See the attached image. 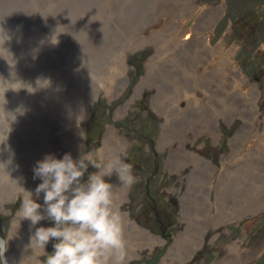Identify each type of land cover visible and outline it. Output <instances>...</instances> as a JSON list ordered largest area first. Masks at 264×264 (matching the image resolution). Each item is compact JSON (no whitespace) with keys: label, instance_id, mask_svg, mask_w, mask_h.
<instances>
[{"label":"rangeland","instance_id":"rangeland-1","mask_svg":"<svg viewBox=\"0 0 264 264\" xmlns=\"http://www.w3.org/2000/svg\"><path fill=\"white\" fill-rule=\"evenodd\" d=\"M176 1L0 0V236L9 264H35L36 251L43 264L31 238L54 222L33 169L66 153L89 163L82 183L95 164L131 165L120 211L137 225L124 227L128 252H137L126 264L264 262V97L245 63L256 48L247 21L262 1L196 0L218 13H192L185 27L168 14ZM214 120L216 137L207 131ZM248 121L254 135L241 133ZM237 135L249 152L233 163L225 156ZM23 189L42 206L36 225L18 221Z\"/></svg>","mask_w":264,"mask_h":264},{"label":"clouds","instance_id":"clouds-1","mask_svg":"<svg viewBox=\"0 0 264 264\" xmlns=\"http://www.w3.org/2000/svg\"><path fill=\"white\" fill-rule=\"evenodd\" d=\"M88 164L84 156L77 161L70 153L62 159L49 154L36 162L34 179L40 178L42 183L35 191L37 195L44 194L46 215L54 222L53 227L37 228L31 238L30 247L46 254L43 264H125L123 215L115 200L114 187L104 177L115 171L122 186H131L135 182L131 165L119 159L103 166L95 164L99 172L82 183ZM41 207L32 193L23 189L18 221L26 219L36 225L45 218ZM50 240L56 242L53 252L47 254L44 249ZM0 244L6 245V241Z\"/></svg>","mask_w":264,"mask_h":264},{"label":"bare ground","instance_id":"bare-ground-1","mask_svg":"<svg viewBox=\"0 0 264 264\" xmlns=\"http://www.w3.org/2000/svg\"><path fill=\"white\" fill-rule=\"evenodd\" d=\"M45 1V0H44ZM86 1V0H85ZM50 2V1H49ZM85 3V2H84ZM29 5V4H28ZM26 6V5H25ZM94 8V7H93ZM23 10V9H22ZM216 11H217V8L216 7H211V8H208L207 6H203V5H198L197 4V2H196V0H177L176 2H175V5L173 6V7H171L170 9H169V12L170 13H168L169 14V16L170 15H172L173 16V18H172V20L173 21H176V20H178L179 22H180V24H181V26L182 27H185V24H186V21H185V18L187 17V16H189V15H191L192 13H198L199 15H201V16H203L204 18L207 16V17H209L210 19L212 18H214V16L215 15H217V13H216ZM30 12V10H28V11H26L25 13H24V16L26 17V18H28V16H29V13ZM96 13V12H95ZM96 20V19H95ZM210 22V21H209ZM212 22V21H211ZM210 22V23H211ZM202 25V24H201ZM1 26V25H0ZM7 26V25H6ZM48 26L47 25H43V29L44 28H47ZM44 31V30H43ZM45 32V31H44ZM46 33V32H45ZM47 34V33H46ZM177 35H180V31L179 30H177V33H176ZM183 36L184 37H188V31L187 30H185L184 31V34H183ZM201 37H204V36H201ZM98 39V38H97ZM219 47H220V45H218ZM212 48V47H211ZM211 51V50H210ZM98 54V53H97ZM228 59V60H227ZM226 61H227V64H229L230 62H231V60H230V58H228V56L226 57ZM209 67V60L207 61V63H206V69ZM230 67L231 68H233V65H232V63L230 64ZM215 76V75H214ZM225 76V75H224ZM225 78H226V80L224 81V82H226L229 86L231 85V84H233L232 86V91L231 92H233V91H236V89H237V87H235V86H238V84H236L235 82H233V80L231 79V78H229V80L227 81V76H225ZM213 80H215L216 81V79H215V77L213 78ZM205 82L207 83L208 82V80H205ZM208 83H211V82H208ZM220 84H223L222 82H219V81H217L215 84H212V86L214 87L213 89H212V91H214L215 92V90H216V88L220 85ZM230 88H231V86H230ZM201 89H203V88H201L200 87V90ZM193 90H195V91H199V90H196L195 88L193 89ZM190 98V97H189ZM215 98V97H214ZM216 99V98H215ZM223 99H225L227 102L229 101V103L232 105L231 107H234V108H236V104H235V102L234 101H232L230 98H228V97H223ZM218 100H220L219 98H218ZM222 102H224V101H222ZM223 106L225 107V110H220V112H219V115H222L224 118L225 117H228L229 116V109H228V107H227V105H226V103L224 102L223 103ZM175 107H177V106H173L172 108H175ZM258 107L254 104L251 108H250V111H249V113L247 114V120H248V118L252 121V122H254L255 121V115H257L256 113H255V111H256V109H257ZM84 111V110H83ZM216 120H214V122L210 125V127L208 128V133L212 136V137H216V135H217V132H216V128H215V122ZM247 126V128H246V130H244V132H248V133H251V135H254V133H253V129H252V124L248 121V124L246 125ZM264 130V129H263ZM111 134H113V132H110ZM109 136H110V134H108L107 135V138H109ZM260 136H262V138L264 139V131L261 133V135ZM240 140V137H239V135H237L234 139H233V144L232 145H234V143L236 142V141H239ZM251 140H254V139H252V138H250L249 140H247L248 142H247V147L249 148V147H253V145L255 144V143H252V144H249V141H251ZM108 145H109V141H107V139H106V142H105V146H104V148H103V150H100L101 152H103V154H104V152L107 150V148H108ZM239 145L238 144H235L234 146H233V149H232V152H231V154L229 155V157H228V160L229 159H231V161H234L233 163H236L237 161H239V158L240 157H242L241 155H239V153H242L243 152V150H245L244 149V147H241V148H237ZM115 150V149H114ZM186 151L187 152H190L189 151V149L188 148H186ZM192 152V154L193 153H195L194 151H191ZM246 153H245V156H246V154H247V152H249V150H247V151H245ZM195 155L196 156H198V154L197 153H195ZM116 156V154L114 155V157ZM244 156V157H245ZM116 159H118L117 157L115 158V160ZM230 161V160H229ZM231 163V162H230ZM232 164V163H231ZM243 173V172H242ZM108 183H111L112 185H113V187H114V194H115V200H116V203H117V205H118V207L120 208V205H121V203H122V200H123V198L125 197V195H126V188H127V186H122V182L120 181V179H119V177H118V174L116 173V172H114L113 171V173H112V176L110 175V177H108ZM122 213V215H123V225H124V227H128V226H137V225H135L133 222H131L129 219H128V217H127V214L126 213H124V212H121ZM40 223V222H39ZM38 224V223H37ZM133 224V225H132ZM18 231V230H17ZM23 231V230H22ZM29 247V246H28ZM19 249V248H18ZM22 251V250H21ZM39 251V250H38ZM37 252V251H36ZM36 252L33 254V259L36 261L35 262V264H41L40 263V261H38V259H37V256H36ZM133 252L134 253H129L128 252V250H127V253H126V259H125V264H126V261H127V259H128V257L129 256H131V255H135L136 254V252L137 251H134L133 250ZM20 258H24V257H22V255L21 256H19ZM7 258V257H6ZM172 258H174V259H177L178 260V257H172Z\"/></svg>","mask_w":264,"mask_h":264},{"label":"flooded vegetation","instance_id":"flooded-vegetation-1","mask_svg":"<svg viewBox=\"0 0 264 264\" xmlns=\"http://www.w3.org/2000/svg\"><path fill=\"white\" fill-rule=\"evenodd\" d=\"M261 1L262 2H258L259 7H257L256 10L254 11L252 17L250 18V21L249 20L247 21V24L249 26V29L247 32H253L254 37H255L254 41L256 44V48H255V51H253L255 60L248 59L245 63L247 65H249L247 67L248 71H249V77H251V78L254 77V78H256V80H258L260 82L259 92L261 93L262 97H264V93H263V87H264V8H263L264 7V0H261ZM214 6H216V5H214ZM261 22H262V25L259 26L258 24ZM244 35H246L245 32H242L241 36H244ZM254 66H255L256 70L254 69L252 71ZM236 72H239V68L236 69ZM242 132H244V130H241V133ZM249 139H250V137L248 136L247 140H249ZM253 142H254V140H251V141H249V144H252ZM232 144H233V141L231 142V147L233 149V146L235 144L240 145V141H236L234 143V145H232ZM242 147H244V145ZM244 149H245V147H244ZM245 151H246V149H245ZM231 152H232V150H231ZM231 152L225 156V157H227V160H228V157L231 154ZM230 164L231 163H229L228 165H230ZM249 248L250 249H248V250L245 249V251L249 252V250H250V252H252L253 249L255 248V246H251ZM263 261H264V258H263ZM252 264H254V263H252ZM260 264H264V262H261Z\"/></svg>","mask_w":264,"mask_h":264},{"label":"water","instance_id":"water-1","mask_svg":"<svg viewBox=\"0 0 264 264\" xmlns=\"http://www.w3.org/2000/svg\"><path fill=\"white\" fill-rule=\"evenodd\" d=\"M263 93H264V87H263ZM90 168H91V167H89V168L85 171L84 176L81 178V180H83V179H85V178L88 177V175H89L90 172H91V169H90ZM3 240H4V238H2V237L0 236V241H3ZM4 247H5L4 244H0V253L3 252ZM1 258H2V260H3V262H4V264H9L8 261H7V259H6V257H5V251L3 252V256H2Z\"/></svg>","mask_w":264,"mask_h":264}]
</instances>
